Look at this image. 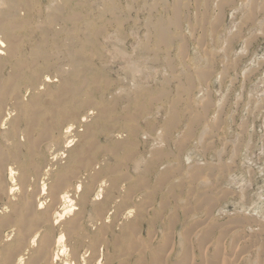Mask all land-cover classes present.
I'll return each mask as SVG.
<instances>
[{"label":"rangeland","instance_id":"1","mask_svg":"<svg viewBox=\"0 0 264 264\" xmlns=\"http://www.w3.org/2000/svg\"><path fill=\"white\" fill-rule=\"evenodd\" d=\"M79 1L81 5L73 7V11L84 19L80 23L82 27L73 30L72 23L65 20L72 10L62 0H33L31 21L25 26L12 22L13 33L18 41H22L20 51L26 55L20 62L22 67L35 66V60L42 65L49 63L53 66L50 67V74L55 76L59 67L70 66V49L74 52L83 49L88 55H80V64L87 81L93 78L94 73L93 76L90 73L95 65L101 67V75L115 82L126 79V85L114 82L115 85L102 88L98 96L101 93L108 95L116 87L133 92L130 64L140 66L144 78H147L145 92L135 82L139 95L137 97L132 93L133 100L128 101L124 93L117 91L120 95L116 98L118 107L107 98L90 107L75 109L79 118L72 126V133H59L53 142V149L46 151L47 165H50L52 173L58 171L59 165L67 161L61 155L65 149L73 150L80 144L79 141L75 147L67 149L68 142L80 140L87 126L98 124L104 130L96 133V148L90 147V163L99 161L95 164L100 167L97 170L106 178L98 180L95 189L103 181L109 185L107 178L115 171L120 172L117 175L122 179L125 175L131 176L120 186V196H124L126 187H129L136 197L134 204L126 208L123 203L121 206L115 201L102 217L93 212V205L105 202L106 198L102 200L103 196L95 195L96 192L89 196L87 207L90 215L83 220L87 222L86 229L94 244L102 247L101 257L99 249L97 253L91 251L89 244L76 247L77 256L84 260H78L79 264H98V259L101 264H209V261L210 264H264V221L235 207L240 203L248 205L252 193L262 181L258 179V167L264 163V31L262 26L256 27V21L264 17V0H188L187 3H179L178 0ZM200 2L202 5L198 7ZM19 18L22 22L26 16L20 15ZM88 21L92 22L89 27L86 26ZM159 26H165L171 33L172 43L168 47L163 46L164 42L159 37ZM44 42L46 47L38 51V56L30 55L33 49L30 44ZM76 43L79 48L75 49ZM143 44L149 45V56L139 51ZM214 62V72L218 74L202 75ZM26 70L22 68L21 73L5 68L1 73L3 80L0 86L3 90L11 89L15 94L20 92L25 99L31 98L39 90L40 83L31 88L29 80H20L18 75L26 74ZM88 89L94 90L95 85L89 84ZM142 93L146 94L142 96ZM141 102L146 104V108L138 112ZM8 104L10 115L5 129L0 130V149L8 155L12 152L18 154L19 159H23L27 146L31 147L28 144L29 132L21 123L15 132L6 133L12 128L15 118L11 112V101ZM206 109L210 110L209 114H205ZM99 110L109 112L106 119L98 118ZM83 116L87 117V124L80 122ZM190 118L201 121L192 127L187 123ZM126 125L128 129H125ZM116 142L124 145L117 151L120 162L114 156ZM188 153L198 156L187 161L185 155ZM126 156L127 166L121 167L120 163ZM141 156L145 160L141 170H131L130 173L127 168L133 163L129 160ZM243 156L247 162L241 165ZM234 164L240 165L242 173L246 172L249 183L244 190L226 180V169ZM9 167L23 171L21 164L11 160L5 168ZM210 172L212 175L209 176ZM50 178L46 176L39 180L34 174L30 190L34 192L45 185L48 188ZM140 187L142 189L135 195ZM107 189L104 188V193ZM19 192H15V198ZM80 193H77L78 197ZM205 193L212 195L210 203L213 204L210 205L213 208L209 206L214 212L206 211ZM220 195L226 196L220 198ZM96 198L99 201H95ZM90 200L94 202L90 203ZM73 202L75 208H80L78 198ZM109 202L112 205L111 200ZM118 206L122 207L121 211H115ZM198 207L200 210H196ZM130 210L132 213L127 215ZM206 212L212 217L208 218ZM103 219L112 225V228L108 226L110 231L106 236L97 226ZM137 222L144 224L141 236H136L138 240L114 247V238L117 241L125 225ZM213 224L218 226V230ZM208 226L212 235L208 234ZM153 232L155 235H152ZM201 232H204V237ZM61 233L64 234L62 245L68 252L58 263L71 264L74 243L64 230L58 231V235ZM168 234L173 237L175 234L176 243L172 240L171 244L168 243ZM200 236L205 239L202 243L212 240L216 241V245L214 242L208 243L212 246L202 244ZM250 244H255L256 250ZM88 260L91 262L88 263Z\"/></svg>","mask_w":264,"mask_h":264},{"label":"bare ground","instance_id":"2","mask_svg":"<svg viewBox=\"0 0 264 264\" xmlns=\"http://www.w3.org/2000/svg\"><path fill=\"white\" fill-rule=\"evenodd\" d=\"M31 2H33V0H0V82L3 80L1 73L5 68H7V70L10 69L11 71H19L21 73L22 68H27L26 74L18 75L19 79L23 81L29 80L32 83L29 85L31 88L34 84L40 83L39 90L38 88H36V90L38 91L34 92V95L28 99H25V97L21 96V94H19L20 92L15 94L11 89L3 90V87L0 86V130L5 129L6 127L8 120L7 117L10 115L8 102L11 101V112L14 113L15 118L12 121V128L6 133L15 132L17 130V127L21 123H23L27 127V130L29 132L28 144L31 146H27V152L22 155L24 157L23 159H19L18 154L12 152L8 155L5 151L0 149V203H2L3 205V210L0 211V264H59L58 261L61 260L60 258L68 252L66 246L62 245L64 241V234L61 233L58 235V231L60 229L64 230V232L68 234V237L72 239L74 243V247L72 249L71 264H79L78 260H84L81 257L79 259V257L77 256L76 247H82L86 244H89L90 250L96 253L99 251V257H101L100 252L102 250V247L100 246L98 248L96 246L97 244H94L90 233L87 232L86 229V227L88 226L87 222L83 220L88 217V215H90V213H88L87 207L89 196L96 192L95 195L103 196L102 200L106 198L105 202L94 203L93 205V212L98 215L101 214L102 217H105V212L110 206L113 207L115 201L119 202L118 204L121 206L123 203V206H125L126 208L129 204H134V202L136 201V197L132 195L133 191L129 187H126L125 195L120 196V190H122L120 186L122 182H127L131 178V176L127 175L126 177L125 175V177L122 179L117 175V173L120 172L115 171L110 175L109 178H107V181L110 183L109 185L105 184V182L103 181L101 185H99V188L97 187L95 189V186L97 184L96 182L105 177L102 172H99L97 170L100 169V167H97L98 165H95L96 163L99 164V161L90 163V147L96 148V146L98 145V142L96 141V133L104 130L103 127L98 124L87 126L86 129L83 130V132L85 131L84 134L80 135V140L72 139L68 142L69 144L66 147L67 149L75 147L79 141L80 144L73 150L65 149L64 153L61 155L63 158H67V161L64 163V165H59L58 171L52 173L51 168H49L50 165H47L48 160L46 159V151H48L49 149H53V142L56 140V137L59 133L64 134V131L66 134L72 133V126L76 124L79 118V112H77L75 109L79 107H90L96 103H101L107 98L112 100L111 104L115 105V107H118L119 105L118 101L116 102V98H119L120 95L118 96L117 91L124 93L126 95L125 98H127L128 101L133 100L131 97L132 93H134V95H136L137 97L139 95V87H136L135 82H138L140 84V87L143 89V92H145L146 90L144 89V83L147 81V78H144V73L140 69V66L130 64L132 78L131 82L134 84V88H131L133 92L128 93V91H126L124 87H116L114 92L109 91L108 95L105 93H101L98 96L102 88L104 89L107 86H113L115 81L112 78L104 77L103 75H101V67H96V65L92 67V73H90L92 74V76L94 73L93 78L91 80L89 79L88 81L84 78V68H82V64H80V62L82 61L81 57L85 54L88 55V53L83 49L78 51V49H76V47L79 48L78 43H76L75 45L76 52L70 49V53L72 54V58L69 59L70 66L59 67L60 69L58 68L59 70L57 71V73L55 71V76H51L50 74L52 71H50V67L53 66L49 63L42 65L38 64V61L35 60V66L22 67L20 62L26 55L22 54V52L20 51V43L22 41H18V37L13 33L12 27L14 26V24L12 22L16 21L18 25L25 26L31 21ZM62 2L72 10V12H70L69 15L65 18V20L72 23V30L78 28L80 26L81 20L84 19V17L81 14L79 15L78 13H75L73 11V7L81 5L80 1L77 0L73 2L71 0H62ZM177 2L187 3L188 0H178ZM200 3L197 4L198 7H201L202 3ZM239 10L245 12L243 8H239ZM262 13V16H264V11ZM20 15L26 16V18H22V22L21 18H19ZM263 21L264 17L260 20L258 19L256 21L257 24H255L256 27L262 26L264 31ZM90 25H92V22L88 21L86 23V26L89 27ZM160 26L159 37L162 42H164L163 46L168 47L170 46V43H172L171 33L165 26ZM43 33L46 34L47 32ZM108 38L112 39L111 36H109ZM146 44H148V42ZM146 44L141 45L139 51L141 53L144 52L142 54L149 56V45ZM30 45L33 48H31L32 51L30 52V55L33 54L34 57L38 56V51L44 50L46 47L45 42L40 45ZM185 52L188 53L187 50ZM80 55L82 56L80 57ZM216 60L217 58L215 59V61ZM214 67L215 62L212 64L208 72H204L202 73V75L205 74L207 76H212L213 74H218V72H214ZM40 74L43 75L40 76ZM89 84H94L95 89L90 91V89H88ZM115 84L126 85V79L123 78L121 80H118L115 82ZM51 89H56V91H50ZM145 94L146 93H142L140 95L144 96ZM145 108L146 104L141 102L137 111L142 112ZM97 112V115L99 114L98 118L100 120L106 119L109 113L104 110H99ZM125 112H127V109L125 110ZM204 112L205 114H209L210 110L206 109ZM86 116H83L81 118V123L87 124L88 119ZM200 121L201 120L199 118H190L187 120V123L193 127L194 125L200 123ZM91 123L92 122H90V124ZM128 128L129 126L126 125L125 129ZM112 130L117 131L116 129H110V131ZM124 131L126 133V130ZM127 144L128 142L126 141V146ZM122 148H124L123 143L116 142L114 147V156L117 157L119 162L120 156L117 154V151L121 150ZM65 153H67V155ZM196 156L198 155L188 153L185 155V158L187 161H190L196 158ZM53 159H55V157ZM9 160L14 161L15 164H21L23 166V171L16 170L11 167L6 169L5 167ZM127 160L128 156H126V158L120 163V166H127ZM130 161H132L133 164L130 167L126 168L131 173V170L135 172L141 170V167L144 165L145 160L144 157L141 156L136 159H130L129 162ZM246 162L247 158L243 156L241 165L246 164ZM236 165L234 164L235 167L231 166L226 169V180L230 185H239L240 188L244 190V188L246 189V185L249 183L245 174L246 172L242 173L243 169L240 168V165ZM110 168L112 169L113 167ZM208 170L211 169L208 168ZM17 171H19V173H17ZM34 174L39 180H41L43 177L51 176L49 187L47 188L45 185L42 188H38L36 191L32 192L30 188L32 186V179ZM212 174L215 173L212 171ZM212 174L211 172L210 174L208 173L209 176ZM230 175L232 176L229 178ZM258 175H260L258 179H262L261 186H258V182V188L252 193L251 201L249 202V204L247 205L246 203H240L235 207L238 208L239 211L246 212L249 215H252V217H257L259 218V220L264 221L263 162L258 167ZM106 187H108V189L104 193V188ZM141 189L142 188L140 187L135 195H137ZM17 190L20 192L18 197L15 198L14 196H16L15 192ZM79 191L82 192L80 193V197L77 196V193ZM211 194H213V191L211 192ZM207 195L208 194H206L205 196ZM210 195L207 196L208 199L205 197L206 199H203V201H205V206L207 205L209 207L208 209V207L206 206V211L209 210L210 212H214L215 210H210L213 208V206L210 205L213 204L210 203L212 200V195ZM221 195L220 198H225L224 196H226ZM76 198H78L80 208H75L73 206V204H75V202L73 201L76 200ZM110 200L112 202V205L109 202ZM95 201H99V199L96 198ZM89 202L92 203L94 202V200H90ZM209 205L212 206V208ZM121 206H118V208L115 207V211H121ZM196 210H200V208L198 207V209ZM4 211L6 212L5 214L2 213ZM75 211H79V213H75ZM207 212L206 215L208 214ZM131 213L132 210L128 211V213L126 214L129 215ZM207 216H209V214ZM210 217H212V215L208 218ZM205 224H203V227ZM143 225L144 224L140 222L125 225L123 229L124 232L122 233V235H120L119 238H117V241L114 238V242L112 243L114 247L118 248V245L120 246V244H127L129 242L135 243V241L138 240H136L137 234L140 237L141 233L143 232ZM97 226L102 232H104L102 233V235L105 236L109 235L110 228L108 226L112 228V225H110L109 222L104 219L99 221V223H97ZM213 226L218 230V226L216 227V225L214 224ZM220 226L221 224H219V227ZM236 229L238 228L236 227ZM207 231L211 232L212 230L210 228ZM210 232L208 234H211ZM234 232L236 234V231ZM155 233L157 232L155 231ZM212 233L214 234V232ZM222 233L219 234L224 240ZM198 234V232L195 233L196 236ZM203 234L204 232L201 234V236L204 237L205 235ZM152 235H155L154 232L152 233ZM173 235L174 237L168 234V243H170L171 240L172 242H175L176 236L175 234ZM153 237L149 235L150 239H153ZM212 237L215 238L214 235ZM172 238H174V240ZM202 238L201 243L205 241V239L203 240ZM210 238L206 239L210 240ZM241 238L242 236H240V241ZM179 241H182L181 236H179ZM219 241H221L222 243L221 239ZM209 242H212V240L204 243L206 245ZM218 244H220V242ZM251 244L249 246H251ZM210 245L212 246L211 243ZM214 245H216V243ZM254 245L251 246V248L254 247ZM97 248L99 249L98 251ZM252 249H250V252L252 251ZM242 254L244 253L242 252ZM219 255H217L216 257L218 260ZM187 258L190 259L189 256ZM222 258L221 260H223ZM87 262L90 263L91 260H88ZM100 262V259H98V264H101ZM186 262H188V260H186ZM61 264L69 263L63 262Z\"/></svg>","mask_w":264,"mask_h":264}]
</instances>
